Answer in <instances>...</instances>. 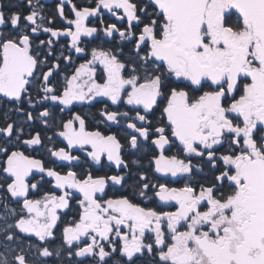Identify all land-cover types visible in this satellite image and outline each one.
<instances>
[{
	"label": "snow or ice",
	"instance_id": "obj_1",
	"mask_svg": "<svg viewBox=\"0 0 264 264\" xmlns=\"http://www.w3.org/2000/svg\"><path fill=\"white\" fill-rule=\"evenodd\" d=\"M53 9L0 3V264H264V0Z\"/></svg>",
	"mask_w": 264,
	"mask_h": 264
},
{
	"label": "flooded vegetation",
	"instance_id": "obj_2",
	"mask_svg": "<svg viewBox=\"0 0 264 264\" xmlns=\"http://www.w3.org/2000/svg\"><path fill=\"white\" fill-rule=\"evenodd\" d=\"M9 2H11V3H17L18 0H0V3H5V4H7V3H9ZM45 2L48 3L50 10H54V9H53V6H54V4L57 2V0H45ZM76 2L79 3V2H82V0H76ZM60 24H61V21H60L59 19H57V21H56V25H57V26H60Z\"/></svg>",
	"mask_w": 264,
	"mask_h": 264
}]
</instances>
